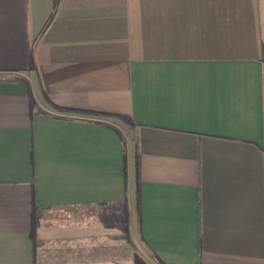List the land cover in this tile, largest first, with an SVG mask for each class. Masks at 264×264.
Segmentation results:
<instances>
[{
    "label": "crops",
    "instance_id": "obj_1",
    "mask_svg": "<svg viewBox=\"0 0 264 264\" xmlns=\"http://www.w3.org/2000/svg\"><path fill=\"white\" fill-rule=\"evenodd\" d=\"M0 264H264V0H0Z\"/></svg>",
    "mask_w": 264,
    "mask_h": 264
}]
</instances>
